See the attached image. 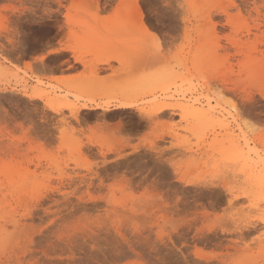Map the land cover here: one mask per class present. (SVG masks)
Returning <instances> with one entry per match:
<instances>
[{
	"label": "rangeland",
	"instance_id": "374dc122",
	"mask_svg": "<svg viewBox=\"0 0 264 264\" xmlns=\"http://www.w3.org/2000/svg\"><path fill=\"white\" fill-rule=\"evenodd\" d=\"M0 264H264V0H0Z\"/></svg>",
	"mask_w": 264,
	"mask_h": 264
},
{
	"label": "bare ground",
	"instance_id": "6f19581e",
	"mask_svg": "<svg viewBox=\"0 0 264 264\" xmlns=\"http://www.w3.org/2000/svg\"><path fill=\"white\" fill-rule=\"evenodd\" d=\"M78 91L86 99V102L82 106L77 107L76 112L81 109L108 111L112 106H114V110L134 108L131 103L126 102L128 98L126 91H118L101 80H85L78 87ZM98 100L101 102L98 103Z\"/></svg>",
	"mask_w": 264,
	"mask_h": 264
}]
</instances>
